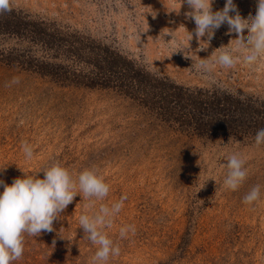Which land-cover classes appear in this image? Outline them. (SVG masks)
Returning <instances> with one entry per match:
<instances>
[{
  "label": "rangeland",
  "instance_id": "rangeland-1",
  "mask_svg": "<svg viewBox=\"0 0 264 264\" xmlns=\"http://www.w3.org/2000/svg\"><path fill=\"white\" fill-rule=\"evenodd\" d=\"M180 3L11 0L12 10L0 14V179L43 178L41 169L60 162L74 179L95 168L110 189L102 201L80 192L53 231L25 234L23 255L12 264H93L97 246L79 217L123 196L105 229L120 254L107 264H264V146L254 143L264 128V57L251 68L233 58L236 71H213L218 83L206 79L200 60L213 55L214 64L235 38L221 27L210 41H189L196 25L186 0ZM224 4L214 0L213 11ZM233 10L247 21L257 0H237ZM18 16L40 21L53 37L20 38ZM136 71L148 74L142 85ZM214 96L239 104L206 108ZM224 114L232 130L195 134L192 116ZM232 154L248 171L235 191L223 184ZM257 185L261 198L245 203ZM127 224L135 234L121 238Z\"/></svg>",
  "mask_w": 264,
  "mask_h": 264
},
{
  "label": "clouds",
  "instance_id": "clouds-1",
  "mask_svg": "<svg viewBox=\"0 0 264 264\" xmlns=\"http://www.w3.org/2000/svg\"><path fill=\"white\" fill-rule=\"evenodd\" d=\"M183 2L185 0H181L180 7ZM213 2L214 0H186L191 9L187 15L196 25L194 32L187 33L189 41L193 36L207 37L210 41L215 36V31L223 27L235 38L232 44L235 47L219 51L223 54L214 64L213 55L210 59H201L199 62L197 70L206 79L218 83L211 73L216 70L221 73L236 71L237 64L233 58L251 68L264 57V0H257L255 16L243 22L233 10V4L237 0H225L223 9L217 11L212 9ZM11 10V0H0V14ZM245 33L249 34L248 39L242 43L241 38ZM254 143L258 147L264 146V128L255 132ZM23 151L26 158H32L33 146L25 142ZM223 166L227 169L223 180L225 189L237 190L248 175L244 159L238 154H232ZM2 171L3 169L0 170ZM40 171L44 173L43 178L24 173L11 184L0 179V264H12L23 255L25 234L35 237L42 231H53V221L80 192L90 201L93 198L102 201L109 194V185L95 168L83 170L75 179L60 162H54ZM260 198L261 186L257 185L244 196V202L253 204ZM126 199L123 196L110 206L101 204L98 210L86 212L79 217V225L87 233V239L97 246L92 258L93 264H107L110 257L120 254V247L105 229L112 226ZM135 231V225L127 224L120 227L119 235L125 238L129 233L135 234Z\"/></svg>",
  "mask_w": 264,
  "mask_h": 264
},
{
  "label": "trees",
  "instance_id": "trees-1",
  "mask_svg": "<svg viewBox=\"0 0 264 264\" xmlns=\"http://www.w3.org/2000/svg\"><path fill=\"white\" fill-rule=\"evenodd\" d=\"M17 19L20 20V22H16ZM15 21V24H17V28L15 31L18 32V36L20 38H25V35L31 37L32 39H36L38 36H41L44 38H48L49 40L53 37L50 35V33L46 32L44 30L45 28H41V22L40 21H34L31 22V20H24L20 16H18ZM2 25V24H1ZM7 26V25H6ZM38 36H37V35ZM17 36V37H18ZM51 37V38H50ZM48 40V41H49ZM54 40V39H52ZM42 65V64H41ZM40 65V66H41ZM45 69L44 71H48L47 66L43 67ZM134 77V82L136 84L142 85L143 79L147 77L148 74L142 73L141 71H136ZM178 88V87H177ZM193 97V96H192ZM196 102V101H195ZM206 108H219L220 111H226L229 108H232V105L237 106L239 104L238 100L229 98L227 96H222L219 99L214 96L212 97V100L208 102V104L203 103ZM196 106V104H195ZM224 119L218 118V117H210L208 120H202L198 115L192 116L191 119L193 123L192 127L194 128L195 134L198 136L203 135H209V134H220L222 131H226L227 129L232 130V120L227 118L224 114Z\"/></svg>",
  "mask_w": 264,
  "mask_h": 264
}]
</instances>
